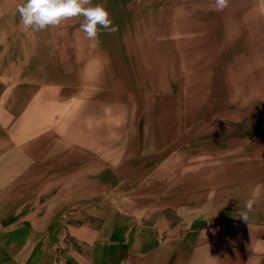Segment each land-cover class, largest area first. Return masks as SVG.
<instances>
[{
	"label": "rangeland",
	"instance_id": "374dc122",
	"mask_svg": "<svg viewBox=\"0 0 264 264\" xmlns=\"http://www.w3.org/2000/svg\"><path fill=\"white\" fill-rule=\"evenodd\" d=\"M22 2L0 0V213L58 207L141 264H264V0H92L99 44L83 17L25 32Z\"/></svg>",
	"mask_w": 264,
	"mask_h": 264
},
{
	"label": "crops",
	"instance_id": "0c3cea01",
	"mask_svg": "<svg viewBox=\"0 0 264 264\" xmlns=\"http://www.w3.org/2000/svg\"><path fill=\"white\" fill-rule=\"evenodd\" d=\"M64 218L58 207L38 202L0 213V264H141L131 256L141 248L123 232Z\"/></svg>",
	"mask_w": 264,
	"mask_h": 264
},
{
	"label": "clouds",
	"instance_id": "9594fccd",
	"mask_svg": "<svg viewBox=\"0 0 264 264\" xmlns=\"http://www.w3.org/2000/svg\"><path fill=\"white\" fill-rule=\"evenodd\" d=\"M231 0H213L212 9L222 12L230 5ZM16 11L20 17L22 29L27 32L42 31L48 27H58L70 18L83 17L80 31L96 44L100 43V32L115 33L118 28L113 25L110 14L102 4H92V0H23ZM250 211L251 202L246 205ZM247 220V213H241Z\"/></svg>",
	"mask_w": 264,
	"mask_h": 264
},
{
	"label": "bare ground",
	"instance_id": "6f19581e",
	"mask_svg": "<svg viewBox=\"0 0 264 264\" xmlns=\"http://www.w3.org/2000/svg\"><path fill=\"white\" fill-rule=\"evenodd\" d=\"M213 60V59H212ZM64 113V112H63Z\"/></svg>",
	"mask_w": 264,
	"mask_h": 264
}]
</instances>
